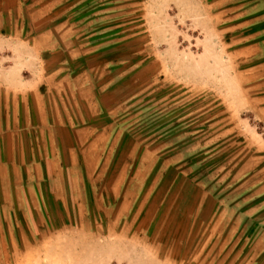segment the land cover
<instances>
[{"label":"rangeland","instance_id":"rangeland-1","mask_svg":"<svg viewBox=\"0 0 264 264\" xmlns=\"http://www.w3.org/2000/svg\"><path fill=\"white\" fill-rule=\"evenodd\" d=\"M3 6L0 68L70 53L115 149L44 172L0 154V264H264V0Z\"/></svg>","mask_w":264,"mask_h":264},{"label":"crops","instance_id":"crops-1","mask_svg":"<svg viewBox=\"0 0 264 264\" xmlns=\"http://www.w3.org/2000/svg\"><path fill=\"white\" fill-rule=\"evenodd\" d=\"M4 30L3 6L0 43L7 40ZM8 38L15 42L19 36ZM46 44L39 51H30L29 58L14 57L12 66L0 68V154L8 156L2 161L5 170H33L40 165L44 172L50 164L64 168L74 155L89 169L88 162L99 164L103 154L115 149L102 147L103 139L111 137L106 131L112 129V110L103 105L101 86L70 64V53L65 59L66 53L49 48L51 41ZM40 139L44 143H38ZM46 179L44 174L43 181Z\"/></svg>","mask_w":264,"mask_h":264}]
</instances>
